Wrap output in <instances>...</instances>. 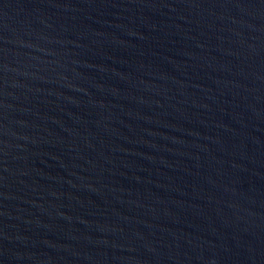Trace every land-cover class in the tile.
Here are the masks:
<instances>
[{"label": "water", "instance_id": "obj_1", "mask_svg": "<svg viewBox=\"0 0 264 264\" xmlns=\"http://www.w3.org/2000/svg\"><path fill=\"white\" fill-rule=\"evenodd\" d=\"M0 264H264V0H0Z\"/></svg>", "mask_w": 264, "mask_h": 264}]
</instances>
